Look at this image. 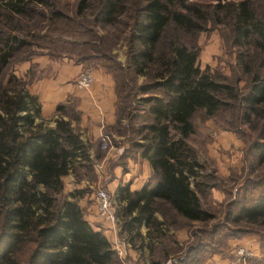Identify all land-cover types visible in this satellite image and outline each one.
Wrapping results in <instances>:
<instances>
[{"label": "trees", "instance_id": "1", "mask_svg": "<svg viewBox=\"0 0 264 264\" xmlns=\"http://www.w3.org/2000/svg\"><path fill=\"white\" fill-rule=\"evenodd\" d=\"M137 1L129 7L126 0H79L77 13L81 17L92 9L94 21L108 24L120 13L133 10L128 66L135 74L147 76V70L158 63L153 79L137 87L139 93L146 94L137 104L150 120L137 125L138 138L132 142L148 161L151 175L139 190L124 185L116 191L118 205L124 202L118 210L121 228L132 242L135 238L142 245L139 227L145 225L150 241L154 237L150 228L161 224L155 217L158 202L187 222L215 217L201 204L198 178L202 166L187 140L195 132L192 118L196 113L214 116L226 103L223 95L237 96L231 85L200 69L196 50L178 39L160 44L169 25L200 30L206 15L195 7L200 0ZM51 3L0 0V264H121L108 239L87 221L74 194H70L72 199L60 198L63 177L78 166H92L89 145L70 119L58 116L49 126L40 114L37 96L15 75L2 81L15 54L27 44L22 34L30 32L21 18L30 19L41 4L50 8V21L65 17ZM216 8L229 9L235 39L252 38L263 55L260 68L264 67V23L256 19L249 3L241 0L232 7L229 1L218 2ZM40 16L45 17L43 13ZM260 68L251 75L241 100L247 113L261 117L253 147L263 163L264 71ZM239 217L251 222L264 217V183L257 199L240 209ZM257 264H264V256Z\"/></svg>", "mask_w": 264, "mask_h": 264}, {"label": "rangeland", "instance_id": "2", "mask_svg": "<svg viewBox=\"0 0 264 264\" xmlns=\"http://www.w3.org/2000/svg\"><path fill=\"white\" fill-rule=\"evenodd\" d=\"M49 1L65 17L50 21V8L41 4L30 19L21 18L27 23L26 30L34 36L22 34L27 44L15 54L2 81L15 75L25 83L28 92L32 83L40 82L46 88L44 96L57 99L53 114L42 118L49 126L54 125L58 116L70 119L93 152L90 155L92 166H78L63 177L60 198L72 199L70 194H74L84 215L85 205L94 207L97 214L95 196L98 190H104L111 199L114 221L97 216L114 228L119 226L121 233L124 230L118 215L116 184L118 180L122 183L129 172L128 160L141 158L132 142L138 138L137 125L150 120L141 110V104H137L139 97L146 96L139 93L137 87L153 79L151 76L158 63L147 70V76L135 74L128 66L127 46L133 10L120 13L115 22L103 24L94 21L96 14L92 9L78 16L79 0ZM126 1L129 7H134L135 0ZM228 1L233 7L241 0H200L195 7L206 14L200 30L177 29L172 24L163 31L160 43L166 45L169 40L178 39L196 50V64L200 69L231 85L237 96L233 99L223 95L226 103L214 116L196 113L192 118L195 132L187 140L202 166L198 178L202 186L198 191L201 204L215 217L204 222H187L158 202L155 217L156 223L161 224L150 228L154 237L146 240V252L138 263L131 261V256L122 248L111 244L121 264H205L212 255L225 258L229 264H257L264 256V217L256 222L239 217L240 209L257 199L264 183V162L258 161L253 147L262 120L257 114L247 113L241 100L249 88L251 75L261 67L263 55L252 38L242 42L235 39L227 14L229 9L216 8V3ZM246 1L256 19L264 23V0ZM41 13L45 17H41ZM85 69L93 75V82L88 88H80L79 73ZM260 69L264 71V67ZM78 70L81 71L78 73ZM95 81L103 87L107 82L112 84L114 115L113 121L107 123L105 112L100 109L99 119L89 123L97 127L98 133L90 142L84 136L88 134L87 128L80 123L83 95L76 92L85 94L84 90L94 86ZM125 233L122 239L131 244L129 234ZM134 240L132 246L137 241ZM238 248L248 250L251 255L235 258L233 252Z\"/></svg>", "mask_w": 264, "mask_h": 264}, {"label": "crops", "instance_id": "3", "mask_svg": "<svg viewBox=\"0 0 264 264\" xmlns=\"http://www.w3.org/2000/svg\"><path fill=\"white\" fill-rule=\"evenodd\" d=\"M80 71L78 70V73ZM76 72H77V68L73 71V73L75 74ZM94 83H93L94 86L92 85L93 88L91 87L87 91L84 90V92H86L87 94L76 92L77 95L78 94L81 96L83 95V98L81 100V107L83 113H82V120L80 123L82 124L81 127L87 128L86 133L88 134H85L84 136L88 138L90 142L93 138L97 136L98 133H97V127L90 126L89 123L92 119L93 120L99 119L100 109L102 111L104 110L107 123L113 121V115H114L112 84L110 82H107L103 87V85H99V86L96 85L98 81H95ZM44 86L45 85L40 84V82L32 83L31 86L29 87V90L30 93L36 94L38 96L37 99L40 101L39 103L41 106L40 107L41 116L48 117L53 114L57 99L55 97L53 100H51L50 98L49 99L46 98L44 96L46 92V88H44ZM67 89L68 88H66V90ZM89 153L90 155H92L93 152L91 151V149ZM128 167H129V172H127L123 177L122 183L118 180L117 181L118 184L116 185L117 186L127 185L129 190L131 191L139 190L147 182V180L151 175L150 165L147 160L138 157L136 161L128 160ZM115 190L117 191V189ZM116 202H118L117 199ZM123 204L124 202H121L120 206H122ZM83 207H85L84 216L94 229L100 230L102 234L108 239V241L113 245V247L119 246L120 248H122V250H124L125 254H129V256H131L130 259L131 261L137 263L138 261H140L141 255H143L146 252L144 244L146 243V240L149 241V239L146 238L145 232L147 231V228L145 227L144 224H142L138 229L139 234L144 238V243L141 245L140 241L137 240L134 242V245L132 246V243L131 244L126 243L122 239L121 236L126 237L127 234L125 233V231L120 233L119 226L117 228H114L113 226H111V224L101 221L100 218L97 216L94 207L92 206L86 207V205ZM205 264H229V262H227L225 258H222L219 255H212L211 257L208 258Z\"/></svg>", "mask_w": 264, "mask_h": 264}, {"label": "built area", "instance_id": "4", "mask_svg": "<svg viewBox=\"0 0 264 264\" xmlns=\"http://www.w3.org/2000/svg\"><path fill=\"white\" fill-rule=\"evenodd\" d=\"M79 87L80 88H88L93 82V75L87 69L82 70L79 73ZM95 202L97 207V215L101 218L111 221H114V212L112 209L111 199L108 194L104 190H98L95 196ZM120 253V250H118ZM251 255V252L244 248H238L234 250L233 256L237 259L246 258Z\"/></svg>", "mask_w": 264, "mask_h": 264}]
</instances>
